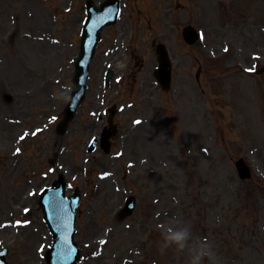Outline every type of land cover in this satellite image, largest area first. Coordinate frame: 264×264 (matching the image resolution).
<instances>
[{
  "label": "rangeland",
  "instance_id": "1",
  "mask_svg": "<svg viewBox=\"0 0 264 264\" xmlns=\"http://www.w3.org/2000/svg\"><path fill=\"white\" fill-rule=\"evenodd\" d=\"M86 2L0 0V249H9L8 263L47 264L52 237L39 193L63 174L69 195L82 191L78 264H188L187 249L161 252L159 227L185 224L189 246L210 244L219 264H264L256 173L264 170V0H124L62 135ZM187 25L203 35L192 47L182 37ZM154 42L173 58L168 93L153 76ZM115 104L110 153L90 152ZM240 158L252 167L246 182L235 169ZM131 195L137 208L124 217Z\"/></svg>",
  "mask_w": 264,
  "mask_h": 264
},
{
  "label": "water",
  "instance_id": "2",
  "mask_svg": "<svg viewBox=\"0 0 264 264\" xmlns=\"http://www.w3.org/2000/svg\"><path fill=\"white\" fill-rule=\"evenodd\" d=\"M118 6L119 0H111L103 6L104 8L101 10V12L94 10L92 8V3H88V12L90 14V17L85 26L82 54L81 58L77 62V72L74 79L72 96L65 111L66 116L65 120L61 124V129H65L67 127L69 121L74 117L78 106L84 99L89 73V64L94 54L96 44L100 38L99 31L105 25H109L115 22L117 16L115 12L118 10ZM93 18H96V20H94ZM185 36L189 42H195V40L197 39L196 33L193 30L187 29ZM158 60L159 68L156 70L155 76L160 82L161 86L164 89L168 90L171 85L172 64L164 46L158 47ZM108 134L109 133L105 135V141L108 140ZM245 176H249L248 171H246ZM59 187L63 189L64 181H60ZM59 187L54 186V192H56ZM50 195V191L47 190L41 199V204L45 209L47 220L52 229L55 241L53 249L47 255L48 263L75 264L76 260L79 257V248L74 244L73 241L75 208L77 205V201H74L72 206V202L66 203L68 205H64L62 203H59V198L56 200L49 199ZM58 207L61 209L62 214L60 226L57 225V223L59 222L58 214L60 213ZM134 208V199H129L127 202V207L124 210L125 214H131ZM70 209L71 211L68 215V211ZM3 255L4 254H1L0 258H2Z\"/></svg>",
  "mask_w": 264,
  "mask_h": 264
},
{
  "label": "clouds",
  "instance_id": "3",
  "mask_svg": "<svg viewBox=\"0 0 264 264\" xmlns=\"http://www.w3.org/2000/svg\"><path fill=\"white\" fill-rule=\"evenodd\" d=\"M256 173L260 179H264V170L259 167L256 169ZM162 228V239L163 243L161 245V252L164 249L174 247L177 251L188 250L189 252V262L188 264H203L205 258H208L210 264H219L218 258L210 244L199 242L193 243L189 246V242L193 240V233L190 224H185L182 228H173L171 225Z\"/></svg>",
  "mask_w": 264,
  "mask_h": 264
},
{
  "label": "snow or ice",
  "instance_id": "4",
  "mask_svg": "<svg viewBox=\"0 0 264 264\" xmlns=\"http://www.w3.org/2000/svg\"><path fill=\"white\" fill-rule=\"evenodd\" d=\"M137 123H139V122H137ZM21 139H23V137H21ZM0 254H2V253H0Z\"/></svg>",
  "mask_w": 264,
  "mask_h": 264
}]
</instances>
